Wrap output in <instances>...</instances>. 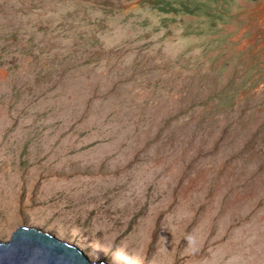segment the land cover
Listing matches in <instances>:
<instances>
[{
    "label": "rangeland",
    "instance_id": "obj_1",
    "mask_svg": "<svg viewBox=\"0 0 264 264\" xmlns=\"http://www.w3.org/2000/svg\"><path fill=\"white\" fill-rule=\"evenodd\" d=\"M109 264H264V0H0V240Z\"/></svg>",
    "mask_w": 264,
    "mask_h": 264
},
{
    "label": "water",
    "instance_id": "obj_2",
    "mask_svg": "<svg viewBox=\"0 0 264 264\" xmlns=\"http://www.w3.org/2000/svg\"><path fill=\"white\" fill-rule=\"evenodd\" d=\"M0 264H109L34 226H17L0 240Z\"/></svg>",
    "mask_w": 264,
    "mask_h": 264
}]
</instances>
